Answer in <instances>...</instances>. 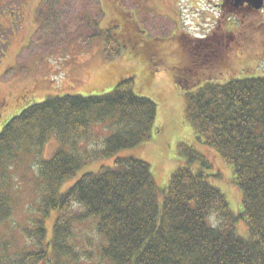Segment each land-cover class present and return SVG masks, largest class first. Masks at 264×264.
Instances as JSON below:
<instances>
[{"label": "trees", "instance_id": "1", "mask_svg": "<svg viewBox=\"0 0 264 264\" xmlns=\"http://www.w3.org/2000/svg\"><path fill=\"white\" fill-rule=\"evenodd\" d=\"M72 1L89 5L92 16L102 12L97 0ZM114 2L119 7L113 15L129 50L149 55L150 31L134 18L143 4L124 12L121 6L136 0ZM65 5L44 0L36 38L45 43L55 34L62 10L70 13L68 0ZM96 22L86 23L80 34L98 35ZM178 43L172 81L184 91L185 121L196 140L230 166L231 181L241 193L239 211L231 212L225 194L209 181L220 173L210 172L211 162L194 149L162 188L146 161L116 156L112 166L84 171L61 190L84 165L151 136L157 106L134 93L131 77L122 78L105 94L47 95L3 122L0 264H264V74L234 77L239 66L262 61L264 47L239 45L238 57H229L223 42L191 45L180 35ZM98 123L111 132L99 138ZM53 137L58 147L45 159L41 153ZM23 181L35 198L19 223L12 214L15 202L25 199ZM240 221L246 234L236 228Z\"/></svg>", "mask_w": 264, "mask_h": 264}, {"label": "rangeland", "instance_id": "2", "mask_svg": "<svg viewBox=\"0 0 264 264\" xmlns=\"http://www.w3.org/2000/svg\"><path fill=\"white\" fill-rule=\"evenodd\" d=\"M25 1L29 4L28 11L21 12L24 26L18 25L15 31L7 15L15 12V5H21ZM63 1L60 0V2ZM159 1L158 4V0H136L133 5L121 6L124 10H134L131 7H136L138 3L143 4L134 18L142 27H148L150 34L148 33L147 39L160 34L170 35L171 30L175 28L172 27L175 21L171 18H178L175 0ZM103 2L105 5L108 3L107 0ZM177 2L180 15L184 19L185 30L190 34L200 36L217 29V25L212 20L208 23L205 17L207 14L204 15L202 9L210 12L214 17L219 15L222 18V14L214 13L212 9L202 4L200 11L194 9L192 13L189 12L190 9L192 10L191 5L195 2L200 3V0H177ZM37 3L38 0H0V50L4 51L0 58V100L4 97L6 103L0 109V129L7 117L16 114L29 103L43 100L46 95L105 94L115 87L121 77L131 76L134 81V93L150 98L157 106L152 135L134 147L120 150L111 157L84 165L74 177L62 184L61 190H64L84 171H95L101 165L112 166L116 156H130L146 161L157 186L162 188L167 184L171 173L184 164L188 153L194 149L203 153L211 162L210 172L220 173V178H210L209 181L225 194L231 212L236 214L240 209L241 193L231 181L230 166L222 160L218 152L197 141L192 126L185 121L184 91L172 81V72L175 71L172 67L175 65V60L165 58L160 65V62L150 60L149 55L144 52L142 55L138 53L139 50L135 52L131 48V50L123 49L121 56L106 59L102 53L104 32L89 40L87 36L90 32L80 34L84 31L86 23L92 22L90 6L85 4L81 6V4L73 3L72 0H68L70 13L62 10V16L58 19V29H54L55 34L48 36L45 44L35 40L30 45V48L35 50L28 53L29 51L22 47H28L33 33L38 28ZM100 3L102 6L101 0ZM62 7L65 8V6ZM96 24L97 31H102L100 28H104V25L101 21L99 20ZM193 24L194 27H187ZM125 27L127 26L123 22V28ZM168 40L166 42L170 43L169 49L180 50L174 37L170 36ZM106 56H113L111 49L107 51ZM162 67L164 70H161ZM246 74H264V59L250 61L246 66H239L234 77L239 78ZM94 128L99 138L111 132L100 123L95 124ZM97 141L100 140L97 139ZM57 147V140L54 137L51 138L44 146L41 156L45 159L50 158ZM23 164L28 165L29 162H23ZM23 170L20 165V172ZM20 175L22 176V173ZM21 189L25 199L19 203L15 202L12 214L19 223L25 220V205H29L35 198L24 181ZM49 217L46 220L47 234L51 232L55 213H51ZM236 228L240 234H246L247 228L244 221L236 224Z\"/></svg>", "mask_w": 264, "mask_h": 264}, {"label": "flooded vegetation", "instance_id": "3", "mask_svg": "<svg viewBox=\"0 0 264 264\" xmlns=\"http://www.w3.org/2000/svg\"><path fill=\"white\" fill-rule=\"evenodd\" d=\"M218 7H219V12H221L223 16L222 18L219 17L215 22V24L217 25L216 30L214 29L209 33L203 34L198 38V37L189 36L185 31H183L179 27L178 32L176 30L173 31L174 34L173 36L175 38L177 46L180 48V45L178 43V36L181 35L191 45L193 44L197 45V43L223 42L222 45L228 47L229 49L228 50L229 57L232 55L238 57V53H239L238 47H240L239 45L241 46L246 45V47L249 48L251 46V43H254L256 50L259 49L260 45L264 47V20L260 17V12L262 9H255L246 0H241L238 2H236L235 0H220ZM246 22L248 23V25L244 24ZM227 23H230V27L228 28V30L225 29V25ZM219 30L222 31L221 34H218ZM123 36H127V35H123ZM125 39L127 40V38H124L122 43L124 46H127ZM235 39H237L240 42L239 43L236 42L235 46H230L232 43L231 41H234ZM152 40L153 41H150L152 45L149 44V46L152 47V49H150V54H149L150 60H156L160 62V65L163 64L165 58H171L175 60V63L177 62L176 58L178 55H180V50L169 49L170 43L169 42L165 43V40L167 39L160 40L158 38H152ZM145 41H146L145 42L146 48H149L147 44V40ZM177 53L179 54L177 55ZM174 66H176V64ZM1 104L2 101L0 100V107Z\"/></svg>", "mask_w": 264, "mask_h": 264}, {"label": "water", "instance_id": "4", "mask_svg": "<svg viewBox=\"0 0 264 264\" xmlns=\"http://www.w3.org/2000/svg\"><path fill=\"white\" fill-rule=\"evenodd\" d=\"M250 1L253 2L256 7H259L262 5V0H250Z\"/></svg>", "mask_w": 264, "mask_h": 264}]
</instances>
